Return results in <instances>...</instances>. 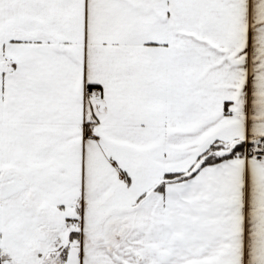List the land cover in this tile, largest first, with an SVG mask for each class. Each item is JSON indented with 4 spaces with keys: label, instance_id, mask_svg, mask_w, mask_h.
Masks as SVG:
<instances>
[{
    "label": "snow or ice",
    "instance_id": "obj_1",
    "mask_svg": "<svg viewBox=\"0 0 264 264\" xmlns=\"http://www.w3.org/2000/svg\"><path fill=\"white\" fill-rule=\"evenodd\" d=\"M0 264H264V0H0Z\"/></svg>",
    "mask_w": 264,
    "mask_h": 264
}]
</instances>
